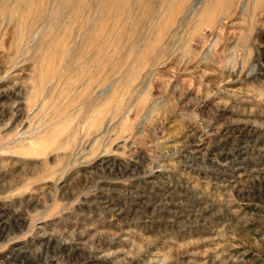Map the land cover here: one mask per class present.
I'll return each mask as SVG.
<instances>
[{
	"label": "rangeland",
	"instance_id": "1",
	"mask_svg": "<svg viewBox=\"0 0 264 264\" xmlns=\"http://www.w3.org/2000/svg\"><path fill=\"white\" fill-rule=\"evenodd\" d=\"M0 264H264V0H0Z\"/></svg>",
	"mask_w": 264,
	"mask_h": 264
}]
</instances>
